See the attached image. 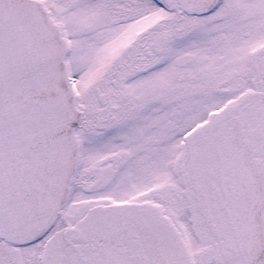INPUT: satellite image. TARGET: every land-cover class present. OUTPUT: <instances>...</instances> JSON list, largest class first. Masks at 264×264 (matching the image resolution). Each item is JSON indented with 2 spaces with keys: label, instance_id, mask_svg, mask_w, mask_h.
Here are the masks:
<instances>
[{
  "label": "snow or ice",
  "instance_id": "6c2138e0",
  "mask_svg": "<svg viewBox=\"0 0 264 264\" xmlns=\"http://www.w3.org/2000/svg\"><path fill=\"white\" fill-rule=\"evenodd\" d=\"M0 264H264V0H0Z\"/></svg>",
  "mask_w": 264,
  "mask_h": 264
}]
</instances>
